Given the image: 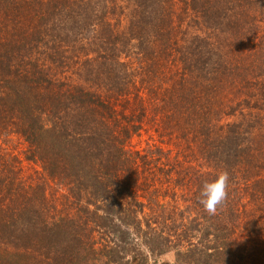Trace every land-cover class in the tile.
Listing matches in <instances>:
<instances>
[{
  "label": "trees",
  "instance_id": "trees-1",
  "mask_svg": "<svg viewBox=\"0 0 264 264\" xmlns=\"http://www.w3.org/2000/svg\"><path fill=\"white\" fill-rule=\"evenodd\" d=\"M259 1L0 0V264H264L262 121L186 20Z\"/></svg>",
  "mask_w": 264,
  "mask_h": 264
},
{
  "label": "rangeland",
  "instance_id": "rangeland-1",
  "mask_svg": "<svg viewBox=\"0 0 264 264\" xmlns=\"http://www.w3.org/2000/svg\"><path fill=\"white\" fill-rule=\"evenodd\" d=\"M248 7L250 16L247 15L249 17L243 19L238 27L232 30L228 29V19L220 12L216 15L220 19L212 17L213 15L209 20L206 18L210 15L203 19L199 18L195 23L189 18L186 19L187 23L189 22L191 25L189 35L198 36L201 40V46L204 44L206 50L213 51L214 55L211 57L214 64L219 62L220 57L221 61L229 63L233 70L236 69L234 71L237 72V75L241 74L244 78L246 82V84L243 82L244 89L241 93L233 92L231 109H227L228 112L234 111V117L228 118L226 122L232 124L243 120L245 129L249 127L246 124L254 119L255 121L261 120L264 124V0L255 2L251 6L248 5ZM234 42L235 52L233 54L227 53L231 50L225 48L224 44H233ZM220 45L224 49L217 50L216 47ZM209 50H207L208 53ZM204 51L202 48L201 52ZM222 54H226L227 59L222 58ZM233 82L236 85L241 83L238 79H234ZM227 93L230 94L229 91ZM259 124H256L253 130L257 132L258 129L264 133V125ZM147 142L148 136L144 135L141 139H135L134 145L137 149H145ZM14 145H11L9 149H12ZM173 258L172 253L163 255L159 259V264H172Z\"/></svg>",
  "mask_w": 264,
  "mask_h": 264
},
{
  "label": "clouds",
  "instance_id": "clouds-1",
  "mask_svg": "<svg viewBox=\"0 0 264 264\" xmlns=\"http://www.w3.org/2000/svg\"><path fill=\"white\" fill-rule=\"evenodd\" d=\"M229 174L221 171L212 181L204 182L199 203L209 215H216L218 208L225 202L228 196Z\"/></svg>",
  "mask_w": 264,
  "mask_h": 264
}]
</instances>
